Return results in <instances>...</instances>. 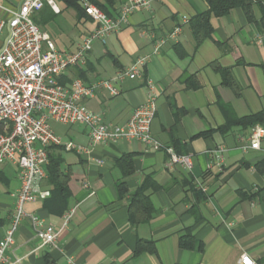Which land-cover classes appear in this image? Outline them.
<instances>
[{
    "label": "crops",
    "instance_id": "1",
    "mask_svg": "<svg viewBox=\"0 0 264 264\" xmlns=\"http://www.w3.org/2000/svg\"><path fill=\"white\" fill-rule=\"evenodd\" d=\"M21 1L0 0V18L9 19ZM55 1L59 12L46 5L34 20L59 50L75 52L96 22L82 0ZM88 1L103 4L113 16L126 2ZM208 8L206 0H155L150 10H135L106 43L95 42L85 66L71 67L61 78L92 83L149 56L143 77L125 80L119 96L100 89L84 102L106 122L124 124L146 101L152 81L158 105L152 134L176 152L191 154L192 167L169 168L165 149L136 140L95 145L90 154L57 149L69 177L66 202L51 195L24 208L41 217L44 227L60 228L63 214L74 209L72 219L53 247L43 244L24 218L11 261L16 256L21 259L15 264H243L247 253L255 264H264V137L259 149L240 140L254 125L264 126V34L242 8H234L213 16L212 36L197 44L191 19ZM59 125L65 127L53 129L64 140L89 146L86 125ZM42 185L53 189L48 174ZM19 187L18 168L5 164L0 243L12 225ZM136 193L139 219L147 214V200L154 210L149 220L133 223L130 204ZM182 237H193L195 247H182Z\"/></svg>",
    "mask_w": 264,
    "mask_h": 264
},
{
    "label": "built area",
    "instance_id": "2",
    "mask_svg": "<svg viewBox=\"0 0 264 264\" xmlns=\"http://www.w3.org/2000/svg\"><path fill=\"white\" fill-rule=\"evenodd\" d=\"M155 0H126L116 16H109L99 6L82 0L87 15L96 27L79 44L75 52L59 50L51 36L35 22L33 15L49 5L60 11L55 0H22L9 19L0 18V170L7 163L18 168L20 187L16 194V211L11 227L0 243V264H15L9 253L14 251L15 233L24 218H29L35 235L43 244L57 247L61 232L72 219L74 209L66 211L60 228L44 227L37 214L25 210L27 202L45 199L51 188L44 187L47 178L48 148L63 147L67 151L90 154L95 145H110L121 141H140L149 149H165L169 155L167 166L192 167V155L180 154L172 146L164 145L152 134V123L158 110L157 94L153 82L148 81L146 101L135 107L124 124L106 122L102 115L87 107L84 100L95 96L98 90L111 97L121 94L125 80L143 77L149 56H141L113 77L86 83L75 78L62 84L60 77L71 67L87 64L88 54L95 42L106 43L109 36L127 24L132 13L150 10ZM179 28L172 33L175 36ZM164 43L161 40L156 51ZM55 121L62 125L82 123L88 127L90 144L84 146L64 140L52 127ZM264 137V126L254 125L240 140L248 141L249 148L259 149ZM218 165L224 163L219 148ZM243 264H255L247 254H242Z\"/></svg>",
    "mask_w": 264,
    "mask_h": 264
},
{
    "label": "trees",
    "instance_id": "3",
    "mask_svg": "<svg viewBox=\"0 0 264 264\" xmlns=\"http://www.w3.org/2000/svg\"><path fill=\"white\" fill-rule=\"evenodd\" d=\"M70 4H75L74 0H67ZM111 1V0H109ZM209 8L208 10L194 16L191 19V28L196 40L197 44H200L206 38H209L213 34V26L211 23V19L213 16L222 17L228 15L232 9L234 8H242L247 19L250 22H254L257 25V28L261 33L264 34V0H206ZM104 12H106L109 16H113V14L101 3H97ZM259 11L260 16L256 15V12ZM63 76V75H62ZM60 77V81L62 84H67ZM57 149H62L59 146H50L48 148V158L49 162L46 166L47 174L49 175V181L53 186L51 190V195H56L58 197L60 203H65L68 197L69 189H68V175L63 172L61 169L62 157L60 153L56 152ZM123 184H119V191L121 195L124 193ZM50 195V196H51ZM139 197V194L132 195V202L130 204V214L131 221L133 223L141 221H147L150 219L152 212L154 210L152 204L149 200H147L145 204V209L147 214L142 215L139 219L137 214L135 213V200ZM141 199V197H139ZM144 198V197H143ZM139 199V200H140ZM146 201V198H144ZM137 201V200H136ZM182 247L185 248H194L196 243L193 237L185 238L182 237L180 241ZM202 249V244L197 246ZM49 259V258H48ZM49 264H54V262L49 261Z\"/></svg>",
    "mask_w": 264,
    "mask_h": 264
},
{
    "label": "rangeland",
    "instance_id": "4",
    "mask_svg": "<svg viewBox=\"0 0 264 264\" xmlns=\"http://www.w3.org/2000/svg\"><path fill=\"white\" fill-rule=\"evenodd\" d=\"M53 127H54L55 129L58 128V127L63 129L65 126H61V125H59V124L54 123V124H53Z\"/></svg>",
    "mask_w": 264,
    "mask_h": 264
}]
</instances>
